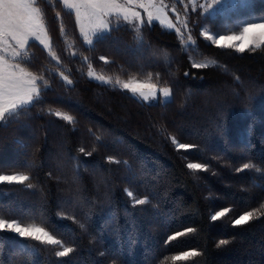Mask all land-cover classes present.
I'll return each mask as SVG.
<instances>
[{
	"label": "trees",
	"instance_id": "16d2710c",
	"mask_svg": "<svg viewBox=\"0 0 264 264\" xmlns=\"http://www.w3.org/2000/svg\"><path fill=\"white\" fill-rule=\"evenodd\" d=\"M37 4L59 61L29 43L24 64L47 85L33 106L0 123V175L29 177L0 183V218L44 227L62 245L0 231V264H264V45L241 53L207 41L203 26L216 31L232 20H205L201 8L188 13L195 44L158 22L137 31L121 20L87 45L61 0ZM246 6L264 13V0ZM91 66L149 78L172 97L144 101L89 78ZM172 138L198 147L177 150ZM245 163L254 167L237 172ZM247 211L253 220L232 223ZM185 228L196 231L165 244ZM221 239L228 243L217 247ZM63 247L74 251L57 256ZM191 249L201 255L172 261Z\"/></svg>",
	"mask_w": 264,
	"mask_h": 264
},
{
	"label": "snow or ice",
	"instance_id": "6c2138e0",
	"mask_svg": "<svg viewBox=\"0 0 264 264\" xmlns=\"http://www.w3.org/2000/svg\"><path fill=\"white\" fill-rule=\"evenodd\" d=\"M61 3L69 10L74 11L79 21L80 33L89 45L93 43V36L97 37V39H103L105 34H111L113 26L117 29L121 27V20L130 29H136L137 31L139 30L138 26H151L154 21H158L160 25L168 29H174L181 40L184 37L181 28L177 27V24L173 23L168 17L165 10L167 5L163 4V0L160 3H157V0H61ZM36 5L37 0H0V122L5 121L8 117L13 116L25 107L33 106L41 97V83L47 85V81L42 76L33 75L21 67V61L27 56L26 49L29 42L38 43L53 58L59 59L56 57L55 52L52 51V44L44 27L42 11ZM222 6L223 0H211L206 6H200L203 7V12L206 14L204 19L209 20L215 17ZM189 7V4L183 5L185 11ZM196 8V0H191L192 12H195ZM171 11L175 13L176 19L180 21V14L176 12V9L172 8ZM197 14L199 15V13ZM181 24L184 28H187V16L181 21ZM203 36L220 47L234 48L241 53L247 49L255 50L264 45V18H261L259 23H246L239 34L221 35L218 39H215L206 31ZM236 41H239V43H236ZM189 42L195 44L190 34L184 43ZM26 62L30 63L31 61L29 59ZM208 66L207 63L195 65L198 69L207 68ZM60 75L68 84L72 83L67 77L63 76V73H60ZM89 75L94 76V73H89ZM98 79L104 80L103 77ZM119 83L120 81H117V84ZM122 87L131 90L132 93L139 94L144 100L155 99L157 95L154 90L156 86L151 84L127 82L123 83ZM162 95L163 97H169L171 89L164 88ZM55 115L61 116L62 114L57 112ZM64 119L72 121L73 117L65 116ZM172 139L176 144L177 150H188L198 147L197 145L179 143L175 141V138ZM80 151L83 152L84 149L81 148ZM112 159L109 157V160ZM186 167L196 171H207L208 169L207 164L201 163H187ZM253 167L254 165L245 163L242 168H237L236 171L240 172ZM256 171H260V169H256ZM28 179L27 175H0V183H23ZM28 187L31 188L32 185L29 184ZM126 193L129 197L133 196L131 191L126 190ZM146 202V199L134 200V204L137 205ZM229 211V208L217 211L210 216V220L213 222L218 221ZM255 216L256 213L253 211H247L239 215L232 223L234 225H243L253 220ZM0 231L12 232L20 237L39 241L41 244L62 245V241L50 234L44 227L36 225L23 226L14 219L0 218ZM195 231L193 228L176 231L166 238L165 244L167 245L178 238L186 237L189 233ZM227 243V240L221 239L218 241L217 247ZM73 251L72 247H63L56 255L67 257ZM200 255L199 251L191 249L178 255H173L171 259L174 262L189 261L191 258Z\"/></svg>",
	"mask_w": 264,
	"mask_h": 264
},
{
	"label": "rangeland",
	"instance_id": "374dc122",
	"mask_svg": "<svg viewBox=\"0 0 264 264\" xmlns=\"http://www.w3.org/2000/svg\"><path fill=\"white\" fill-rule=\"evenodd\" d=\"M160 2H161V0H157V3H160ZM210 2H211V0H196L197 8H201L203 10V7H200V6H206L207 3H210ZM247 3H248V0H223V6L221 7V10H220V12L218 14H221V16L224 17L226 21L229 22L230 20H232V22L229 23L226 28H222V29L216 30V31H213V30L209 29L207 26H203L201 28L202 36H203V33L207 31L215 39H218L219 36H221V35L230 36V35H233V34H239L240 32H242L243 27L245 26L246 23H259V22H261V18H264V13H262V14L254 13L253 11H251L249 6H246ZM163 4L167 5V8L165 10L167 12L168 17L172 20L173 23L177 24V27L181 28V31L184 33V37H188L189 34L192 36L191 25H190V17H189V14H188L190 9H191V0H182V3H181V0H163ZM179 4H181V6ZM184 4H189L190 5V7H189V9L187 11H185L184 8H183ZM36 6L39 7L38 4ZM172 8H175L176 12H178L180 14V21H178L176 19L175 13H173L171 11ZM186 16H187V28H184L182 26V24H181V21H183ZM76 19H77V17H76ZM43 22H44L45 30L47 31L44 19H43ZM155 22H158V21H154L153 23H155ZM77 23H78V26H79L78 19H77ZM163 27H165V26H163ZM165 28L168 29L167 27H165ZM169 30H174V29H169ZM79 31H80V29H79ZM47 34H48V36L50 38V41H51V37H50L48 31H47ZM95 38L96 37L93 36V38H92L93 42H94ZM206 40L213 43V41H211V40H208V39H206ZM84 42L87 45H89L85 40H84ZM236 43H239V41H236ZM51 44H52V42H51ZM28 46H29V44H28ZM28 46H27V49H28ZM27 49H26V51H27ZM52 51H53V48H52ZM55 60L59 61V59L58 60L55 59ZM21 67H23L26 71L32 73L33 75L38 76L36 73H34V72H32V71H30L29 69L26 68V66L24 64V59L21 61ZM59 73H63V76L67 77L68 80H70L72 82V80L67 76V74L64 71L61 70V72H59ZM89 73H94V76H90ZM87 74H88L89 78H91L93 80H96L98 82L113 83V84L119 85L121 87H122L123 83H127V82H131V83L138 82V83H141V84L155 85L156 87H155L154 90L157 92L156 98L155 99H149V100H144L142 97L139 96V94L132 93L131 90L127 89L128 91H130L136 97H138V98H140V99H142L144 101H147V102H156L160 98H162L163 100H167V99H170L172 97V92H171V95L169 97H163V95H162V90L164 88H169L170 89V87L160 86V85H158L157 83H155L153 80H151L149 78L143 79V78H138L136 76L129 77V78H120V77H116V76H113V75L104 74V73L98 71L97 69H95L92 66L89 68ZM99 77H103L104 80L98 79ZM117 81H120V83L117 84Z\"/></svg>",
	"mask_w": 264,
	"mask_h": 264
}]
</instances>
